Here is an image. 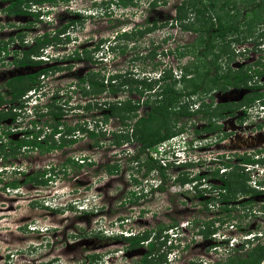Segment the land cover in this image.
Returning <instances> with one entry per match:
<instances>
[{"label": "rangeland", "instance_id": "rangeland-1", "mask_svg": "<svg viewBox=\"0 0 264 264\" xmlns=\"http://www.w3.org/2000/svg\"><path fill=\"white\" fill-rule=\"evenodd\" d=\"M57 1L52 4L53 7L48 3L35 5V9L40 8L39 16L35 19L33 16L24 15L8 22L0 17V38L7 40L22 30V35L25 36L21 37L26 42L23 44L29 45L31 37L42 34L41 32L51 36L55 28L59 26L58 16L61 10L58 8ZM147 1L135 0L133 5H129L121 12L122 18L117 16L118 11L112 13V29L108 35L117 28L131 26L135 21L141 22L140 24L147 28L141 36H133L134 38L119 36L118 40L110 39L113 51L102 47L103 50L90 53L91 61L76 62L71 54L74 47L93 44L94 36L90 40L88 35L73 31H69L68 34L74 39L66 42L59 37L60 41L56 40L53 45L45 48V55L51 56L53 62L49 64L52 69L44 77L45 82L41 83V89L35 92L39 94L37 109L41 107L40 109L44 110L45 104H51L48 106V111L55 112L60 109L59 120L68 126L79 123L89 127L96 123L98 126L96 129L104 131L105 138L100 137L99 146H94L93 138L78 131L75 134V142L59 149L41 151L38 148L22 154L18 149L19 154L12 159L0 157V169H3V165L6 168L5 171L0 172L2 179L0 181V264H40L48 260L52 261V264H81L80 261L84 255L88 254L83 247L87 240L92 241L90 249L94 247L89 252L100 255V261L96 264H134L144 249L135 247L123 250V245L114 239L118 236L116 234L121 233L120 229L132 232L155 229L158 224L166 225L171 220V223L174 222L177 227L172 231L178 230L180 233L179 243L177 245L173 243L172 248H169L165 242L166 246L157 245L158 251L164 250L166 253L165 262L162 264H189L190 261L195 264L207 262L212 264L217 260L219 262L225 260L226 256L237 254L235 250L223 251L222 247L228 246L227 239H230V244L235 247L239 245L246 231L251 233L258 229L264 230V215L258 211L264 208V195L257 194L232 201L239 204L251 198L252 203L242 202L237 207L232 205L229 219L225 223L215 222L213 224L215 232L206 238L201 237L197 234V230L201 225L203 228L204 222L213 218H222L224 215V212L220 210L222 203L209 201L205 204V198L209 195L208 187L206 191L197 194L189 189L190 183L182 184L176 181L180 179L172 178L173 176H179V178L202 176L204 181L200 178L196 184L203 183L206 186L207 182L216 183V179L209 177V168L217 165L216 159L212 157L215 152H223V158L225 154H234L231 152L250 154L247 161L256 160L254 159L256 154H252L251 151L253 148L264 150V129H254L253 125L256 124L254 121L243 124V119L240 117L239 121L236 119L243 130L233 136L232 129L234 130L235 126L232 121L221 120V128L218 132L208 133L200 130L203 121L199 116L194 115L190 120L180 118L179 122L186 124V130L172 148H181L185 165L179 163L168 166L165 171L169 179L162 184L163 189L148 190L149 184L157 183L158 177L154 170L145 175L143 164L138 166L136 162L131 161V154L136 152V143L123 142L120 145L108 143L110 129L120 128L118 121L114 118L105 124L102 122L100 126L103 114L99 104L101 100L119 98L125 93L110 95L104 91L96 97L82 95L77 87L74 88L77 77L82 76L85 73L84 70L89 68L99 71L104 79L106 75L115 71L131 77L146 75L155 78L162 72L166 77L170 74L173 76L174 73H178V66L193 60L190 53L187 52L183 57H178L177 52L195 50L198 47V34L190 29L195 25L191 24L194 18L190 9L197 0H156L151 7L147 5ZM201 1L208 4L210 0ZM236 2L242 12L244 4L238 0ZM179 9L188 13L187 17L178 18ZM69 11L78 13V10L74 8ZM89 12H93V16H99L98 12L102 11L96 10L93 6ZM151 21H154V25L150 28ZM253 22L257 21L254 19ZM99 24L103 25V23ZM116 24H119V27H116ZM185 24L189 29L181 28ZM31 26H34L33 29L23 30L24 27ZM248 29V33L241 31L229 34L233 41L227 46L226 52L232 56L226 60L227 54L223 55L219 60L221 67L227 65L236 69L242 66L244 69L250 66L252 72L260 71L261 68L264 70V20H259V23L253 26L251 24ZM8 43L9 46H13L16 42L8 41ZM8 59L6 57L5 60ZM42 66L45 67V64L41 63L39 67ZM12 73L11 66L5 63L2 65L0 62V86ZM260 76L261 83H264V73ZM254 80L256 75L250 74L245 85L241 84L237 88H226L220 91L214 90L210 98L213 103L227 102L233 106L232 103L250 96L254 88L264 95V86L256 85ZM129 97L136 99L137 95L131 93ZM204 100L206 102L207 98ZM27 103L19 113V119L16 122L7 118L0 124L4 127H13L7 138L21 137L20 135L25 131H33L36 128H40L47 134L49 127L46 124L52 122L51 113L35 117L36 122L30 127L28 122L33 118L30 114V106L33 102L28 100ZM86 103H90L89 109L83 108ZM235 117L236 115L233 118ZM250 124H252V131L258 132L257 135L252 136L253 140L250 135L254 134L248 132ZM226 128L232 133L230 141L221 139V134H225L223 138L227 137L228 133L224 131L227 130ZM219 136L220 139H218ZM186 142L189 145L192 143L198 145L189 146ZM80 156H83L84 161L80 160ZM137 156L141 162L146 155L137 153ZM262 161L264 162V156ZM80 162L83 163L78 166ZM86 162H91V165H86ZM230 162L231 168L252 169L251 163L240 164L238 163L240 161L235 159ZM112 165L116 166V170L108 173L106 168H111ZM12 167L23 168L26 173L44 169L46 173L42 178H48L46 184L36 188L25 182L17 191L3 190L1 186L5 181L13 179L17 182L23 178L22 175H14ZM260 167L262 166H257L256 169ZM258 173H264V167L261 171L258 170ZM140 210L144 213L140 214ZM120 218L122 221L119 220ZM231 224L235 226H230ZM170 231L171 229L166 232L173 235ZM164 232L161 231L162 236ZM72 237L77 238L76 241ZM258 242L264 244V231ZM213 248L216 249L213 250ZM261 264H264V260Z\"/></svg>", "mask_w": 264, "mask_h": 264}, {"label": "trees", "instance_id": "trees-1", "mask_svg": "<svg viewBox=\"0 0 264 264\" xmlns=\"http://www.w3.org/2000/svg\"><path fill=\"white\" fill-rule=\"evenodd\" d=\"M238 1L244 4L242 12L241 9L239 10L236 0H210L208 4H205L201 0L196 1L194 6L190 9V13L194 18L191 24H195L194 27L190 29L198 34V47L195 50H182L177 52L178 57H183L185 53L188 52L193 56V60L178 66V73H175L173 76L170 74L166 77L164 72H162L160 77L155 79L144 75L131 77L114 72L106 75L104 79L103 74L100 75L99 71L89 70L82 76L77 77L75 81V86L81 91L82 95L97 97V95L104 91L110 95L125 93L119 98H104L101 100L99 104L100 108L103 110V114L100 126L114 118V120L118 121L120 128L116 130L110 129V140L108 143L113 145H120L123 142L136 143V152L131 154V161L136 162L138 166L143 164L145 175L150 174L151 171L154 170L158 177L157 183L149 184L148 190L163 189L162 184L165 180L169 179V175L165 171V168L158 165L150 156H147L148 150H153L157 143L184 131L186 124L179 122L180 118L189 119L194 115L199 116L203 121V128L206 131H217L219 126L215 121L223 117L224 113H232L235 108H238L244 103H250L254 98L262 94L254 89L250 96L232 103L233 106L227 102L214 105L212 104V99L208 103L203 100L207 92H211L212 90L220 91L230 87L237 88L241 84L245 85L249 79L250 75L246 68L243 69L241 66L233 69L227 65L221 67L219 62L220 58L227 54L226 48L230 42L233 41V39L229 37V34L232 35L241 31L248 33V28L251 24L253 26L255 23H259V20H264V0ZM257 10L259 12H257ZM8 11L25 13V11L21 10L18 6L15 10L9 9ZM187 15L188 13H184L180 9L177 11L178 18L187 17ZM240 17H242L241 20ZM254 19L257 22H253ZM181 28L189 29L186 24L182 25ZM138 33L140 34L141 31H138ZM133 35L127 37L132 38ZM259 35L262 36L261 34ZM34 39L35 42L23 50L22 58L18 59L17 62L19 65L40 64L39 61L32 59L31 56L34 54L37 55L39 47L49 43L50 38L47 34H41L34 37ZM2 50L5 51V47H2ZM72 53V57L78 58V54L75 51ZM231 56L232 55L227 54L226 60ZM49 69H52V67H41L35 73L18 74L4 80L2 85L5 86L6 90L3 92L0 91V106L4 104L10 105L7 109H4V106L0 109V124L7 118H9L10 121L15 119V113L11 111L12 104H19L20 97L25 91L31 89L34 84H37L39 82L38 76L41 73H46ZM131 93L137 94L138 98L131 99L129 97ZM19 105L21 106L22 103ZM48 106H51V104H46L44 106L46 112L41 111L42 109H39L40 112H34L37 116L48 112L52 115V122L46 124L49 130L47 132V140L44 139V144H39V139H37L38 134L42 132L40 128H36V130L32 132L33 134L30 139L22 137L17 140H12L7 138L10 133V127L0 125V157L5 159L8 156H13L18 152L19 147L25 145H28L32 150L39 147L41 151H49L70 145L75 142V134H77L78 131L85 133L87 137L93 138L94 146H99L100 143L98 141L100 137L105 138L104 131L96 129L98 127L96 123L89 127L79 123L73 124V126L65 125L59 120L61 115L60 109L52 112L50 110L48 111ZM139 107L144 108L141 114L137 113ZM83 108L89 109L90 103L84 104ZM30 123L35 124V121L31 120ZM44 135H46V132L41 134L40 137ZM4 139L6 140L3 143ZM137 153H145V159L139 162L140 159ZM221 157L223 158V155ZM238 157L240 158V160H238L240 162H245L247 158V156L243 154L238 155ZM232 159V157H228L222 160L221 164L225 167H230V160ZM80 160L84 161V158L81 157ZM257 161L263 162L262 158L257 159ZM81 163L83 162H80L78 166H81ZM86 165H91V162H86ZM110 167L111 168H106L108 173H112L116 170L115 165ZM11 170L14 175H22L24 177L23 182L41 184L46 183L48 179L42 178L46 173L44 169L43 171L31 173H25L23 170L15 168ZM48 171H50V169ZM211 175L213 177L217 176V169L212 171ZM218 178H220L223 184L219 187L215 186L216 189H218L216 196H210L206 201L223 202L220 210L224 212V215L222 218H213L204 222L203 228H201V225L197 230V234L201 237L206 238L215 232V227L213 226L215 221L225 223V221L229 219L230 210L235 205L232 202L235 197L238 195L242 197H251L252 195L262 192L261 190L254 189L247 183L249 176L247 171H244L243 168H231L224 174L219 175ZM185 179L184 177L179 178V176H176L173 180L179 181L180 183L189 181ZM258 183L264 184V180H260ZM17 186L18 182L13 179L12 181H5L3 185L4 188L9 189H15ZM211 187L215 188L214 186ZM194 188L196 189L195 186ZM242 202L249 204L252 203V200L250 198ZM230 203L233 204L230 205ZM174 226H176L174 222L167 225L160 224L156 230H150L153 231L151 237V232L148 230L136 231L133 233L129 231L128 234H120L115 237L125 242L127 248L136 247L143 244L141 243L142 241L147 240L145 252L134 264H162L165 262L166 253L164 250L158 251L157 247L158 244L164 245L165 242V238L161 235V231ZM245 233H250V231H246ZM256 239V237L252 239L250 236L243 238L238 246L229 249V251H237L236 255L232 254L226 256L225 260L220 262L217 260V262H213L212 264H261L264 260V244L255 242L254 240ZM168 247L172 248L173 245L170 244ZM94 257V255H89L88 262L92 261ZM189 264L195 263L190 261Z\"/></svg>", "mask_w": 264, "mask_h": 264}, {"label": "flooded vegetation", "instance_id": "flooded-vegetation-1", "mask_svg": "<svg viewBox=\"0 0 264 264\" xmlns=\"http://www.w3.org/2000/svg\"><path fill=\"white\" fill-rule=\"evenodd\" d=\"M134 1L135 0H58L57 1L58 5H59L58 8H59V10H61V12H60V14L58 16V20H59L58 28H55V31H53V34L51 36H48V33H46V32H41V33L42 34H47V36L50 38L49 43H47V44H50V43L54 44L53 43L54 41H56V40L60 41V39L61 40L63 39L66 42H68L67 40L74 39V38H70L69 37V34H68L69 31H73L74 33L82 32L81 34L88 35L90 40H92L93 36H94V41H92L93 44L82 45V46L76 45L74 47V49H73V51H75L78 54V58H74V57L72 58V59H74V61H76V62H78V61H83V62L91 61L90 53H94L96 51H101V50H103L102 47L106 48V50L113 51L114 48L112 49V45H110V42H111L110 39L118 40V38H120L121 36L126 38L129 35H133V32H134L133 36H141L144 33V31L147 30V28H145V25L143 26V24L142 25L140 24L141 22L135 21L131 26L125 27V28L124 27L117 28V30H115L111 35H108V32H111V29H112V26H111L112 25V20L111 19H113L112 18V13L118 11L117 12L118 13L117 16L122 18L121 12H123V10H126L129 5H133L135 3ZM155 2H156V0H148L147 1V5L151 7V5L153 6L155 4ZM46 3H48L49 6L51 5V7H53L52 4L55 3V0H19V1L18 0H0V15H1L0 17L4 18L3 20L4 21H8V22L14 21V20L18 19V17L24 16V15L25 16H33L34 19H35V18H38L39 13H40L39 12L40 8L39 9L38 8L35 9V5L39 6V5H43V4H46ZM17 6L20 7L21 10H24L25 13H16V12H12V11L9 12L8 11L9 9L15 10ZM93 6H94V8H96V10L98 9V10L102 11V12H98L99 16H93V14H92L93 12H91V13L89 12L90 9L93 8ZM71 8H74V9L78 10V13H71L69 11V9H71ZM62 14H63V16H62ZM12 23L14 24V22H12ZM99 23H103V25H101ZM152 25H154V21H151L149 23V27L151 28ZM33 27L34 26H31L29 28H25L24 27L23 30H28V29L31 30V29H33ZM116 27H119V24H116ZM135 31H137V32H135ZM138 31H141V33L139 34ZM22 33H23L22 30L18 31V32L15 33V35L13 37H9L7 40L4 39V38H2V39L0 38V52L3 51L2 47H5V54L0 59V62H2V65H3V63H5V65L11 66L12 70H13V73L8 75L7 78L16 76L18 74L22 75V74L33 73V72L35 73L39 68H41V67H39L40 64H35V65L23 64V65H19L17 63L18 59L22 58L23 50H25L26 48L31 46L35 42L34 37H37V35L31 37V40H29L30 44L29 45H25V44H23L25 42V40L22 38L25 35H22ZM59 37H61V38L59 39ZM17 38L19 40H17ZM132 38H134V37H132ZM8 41H15L16 43H14L13 46H9ZM42 47L43 46H41L39 48H42ZM7 52L9 54H7ZM6 57L9 58V59L5 60ZM89 70H90V68L87 69V70L85 69L84 71L87 72ZM17 71H18V73H17ZM230 88H234V87H230ZM254 89L257 90V88H254ZM5 90H6V88H5L4 85L0 86V91L3 92ZM212 92H213V90L211 92H207L206 95H205L206 97L203 98V100L207 98L206 103H208L211 100V98H210L211 95L210 94ZM120 94L121 93H119V95ZM147 94H149V93H147ZM114 95H116V94H114ZM137 98H138V95H137ZM221 103H225V102H221ZM212 104L215 105V104H217V102H215V103L212 102ZM1 108H2V106H0V109ZM143 110H144L143 107H139V109L137 110V113L141 114L143 112ZM236 110H237V108H235L232 113H228V112L224 113L223 117H221V118L217 119V121H215L216 124L219 126L217 131L221 128V125H220L221 120H224V119H226L225 122L232 121V123L234 124L235 129L234 130L232 129L233 136L238 134L240 130H243V128H241L238 125V123L236 122V119H237V121H239V116H238L239 113L236 115L235 118H233L235 116L234 114H235ZM228 126H230V125H228ZM201 127H202L201 129L203 131L208 132V133L217 132V131H213V130L206 131L203 128V126H201ZM253 127H254V129H256L258 126H257V124H255V125H253ZM228 128H230V127H228ZM228 128H226L227 130H224V131H226V133H228L226 135L227 137L223 138L225 136V134L224 135L221 134V139H227V140L230 141L232 139V137L230 138V136H232V133H230L231 130L229 131ZM248 128H249L248 132L250 131V132H252V134H254V135H250L251 139H252V136L257 135L258 132L256 133V131H252V124H250L248 126ZM33 131H35V130H33ZM33 131H29V130L25 131L24 134H21L20 135L21 137H18V138H22V137L26 138L27 137L28 139H30L31 135L33 134L32 133ZM40 136H41V132L37 136L38 137L37 139H39V144H44V141L47 140L46 138L48 136H47V134L44 135L43 137H40ZM18 138H10V139L17 140ZM218 138H220V136ZM38 148L39 147H37V148H35L33 150H36ZM57 149H59V148H57ZM28 150H32V149H30V147L28 145L19 147V151H21V154L24 153V152H27ZM19 151L18 152L15 151L16 152L15 155L8 156L5 159L14 158L17 154H19ZM251 152L254 155L255 154H259V153L264 155V150L257 149V148H253ZM231 153H234V154H229V155L225 154L224 156L232 157L233 159L238 161V160H240L238 155L243 154V153L240 154V153H236V152H231ZM243 155L247 156L246 160L249 159L248 157H249L250 154H243ZM256 156L257 155H255L254 159H256ZM251 163L252 164L257 163V159L254 160V161H251ZM12 168H15V167H12ZM15 169L23 170L25 172V170L23 168L16 167ZM27 173H31V172H27ZM23 178H21V181H17L18 182V186L15 189H19L22 186V184L25 183V182H23ZM198 178L200 179V178H202V176L201 177L198 176ZM211 178L216 179L217 182L216 183H214V182L208 183L207 182L206 183L207 187H209V190L207 192H211L210 190L216 189L215 186L219 187L221 184H223L222 181L220 180V178H214L213 176H211ZM192 181H194V179H189V182H192ZM28 183H30V182H27L26 184H28ZM184 183H186V181H184ZM4 184H5V182L2 183V186H1L2 188L1 189H3V190L4 189H8V188H4L3 187ZM45 184L46 183H41V184H32V183H30L29 185L37 188L38 186L42 187ZM163 184H165V182ZM202 185H203V183H200L197 186H195L196 189H197V190L195 189V192H197V194L201 193L202 191H206V188H202ZM211 186H214L215 188H212ZM200 189H202V190H200ZM210 196H211V194H209L207 198H209ZM245 197H247V196H245ZM207 198H205V199L207 200ZM239 198H242V196L238 195L237 197H235L233 199V202H235ZM135 199H137V198H135ZM206 200H205V204L207 202ZM221 203H223V202H221ZM239 204H235V206L237 207ZM230 205H231V203H230ZM143 213H144V211L140 210V214H143ZM119 220L122 221V218H120ZM171 222H172V220L169 221L168 224L171 223ZM158 226H160V224H158L155 229L149 228V229H146V230H148V231L156 230L158 228ZM141 231H144V230H141ZM130 232H132V231H130ZM150 232H151L150 233L151 234L150 237H151L152 234H153V231H150ZM74 234L76 235L75 232H74ZM72 238L74 239V241H76V239H77V238H74V237H72ZM114 239L116 241L120 242L123 245L122 246L123 250L135 248V247L127 248V244L125 242H122L121 239L116 238V237H114ZM78 241H80V240H78ZM146 242H147V240L146 241H142L141 243H143V244L138 245L136 247L143 248L144 252H145ZM91 243H92V241L87 240V243H85L83 245L84 249L87 250L86 253H88V254H85L84 258L80 262H83L84 260L88 261V256L89 255H94L95 256L91 262L94 261V263H97V262L100 261V259H99L100 255H98L96 252H89V250L94 248V247H91V249H90V246H91L90 244ZM100 245L102 246V244H100ZM143 249H142V251H143ZM144 252H141L140 257L143 255ZM51 262L52 261L48 260V261L43 262V263L44 264H52Z\"/></svg>", "mask_w": 264, "mask_h": 264}, {"label": "built area", "instance_id": "built-area-1", "mask_svg": "<svg viewBox=\"0 0 264 264\" xmlns=\"http://www.w3.org/2000/svg\"><path fill=\"white\" fill-rule=\"evenodd\" d=\"M48 45L51 46L53 44L52 43L46 44L42 48H39V52H38L37 55L34 54L33 56H31L32 59L40 61V64L41 63L45 64V66H47V67L50 66L49 64L51 62H53V59L51 58V56L48 57L47 56L48 54L45 55L46 52H44L45 48ZM4 54H5V51H1L0 52V57L2 58ZM7 54H9V53L7 52ZM71 54H73V53H71ZM245 68L247 69V72L249 73V75L250 74L251 75H256V80H254L256 85L260 84L261 86H264V83H261L262 80L260 78L261 77L260 74L264 73V70H262V68L260 69V71H257L259 73H257L256 70H254L252 72V69L250 68V66H246ZM256 69H257V67H256ZM50 70L51 69L47 70L46 73H41L38 76L39 82L37 84H34L31 89L25 91V93L20 97V103H22L21 106L19 105L20 103L19 104H17V103H13L12 104L13 106L11 107V111L13 113H15V119L13 120V122L14 121L16 122L19 119V113L22 112V108H24V105H25V103L28 102V100L33 102L31 104V106H30V108H31L30 114L33 117H35V115H33L34 108L32 107V105L37 102L39 94L36 93L37 99H34L35 95L34 96L32 95V98H31V96L29 94H31L33 92H39V89H41V87H42L41 83L45 82L44 77L47 76L48 72L50 73ZM75 87L76 86L74 84V88ZM258 92H260V91H258ZM27 98H28V100H27ZM27 104L30 105L29 103H27ZM9 105H5L4 104L2 106H4L3 107L4 109H7L9 107ZM41 111H44V110H41ZM238 113H239V117H241V119H243V121H242L243 124H245L247 122L254 121L257 124V126H258L257 128L258 129H261V130L264 129V127H263L264 126V95L261 94L257 98H254L253 101H251L250 103H244L243 105L239 106L238 107V112H235L234 115H237ZM11 128H13V127L10 126V131H11ZM180 137L182 138L181 134L173 135V136L167 138L166 140H163V141L157 143L154 146L153 150H148V156H150L151 159L155 160L158 165L163 166L165 169L168 166L177 165L179 163H180V165H185L184 164L185 161L183 160V154H182L181 148L180 149L179 148H172V145L175 142H177V140L180 139ZM181 142H183V141H181ZM186 144H187V142H186ZM187 145H189V144H187ZM190 145H195L196 146L198 144L197 143H192ZM222 154H223V152H215L214 156H212L213 158L216 159L217 165L212 167V168H209L210 169L209 177L212 176L211 172L215 171L216 169H217V176H215L214 178H218L219 175L224 174L225 172L230 170V168L232 167V164H230V167H225V166H223L221 164L222 160L228 158V156H224V158H221ZM256 155H257L256 158L264 156V155H262L260 153L256 154ZM238 163H240V164H243V163L244 164L245 163L249 164L250 162L249 161H245V162H238ZM257 166H262V167H260L259 169H256ZM263 167H264V162H257L255 164H252V169H250V170H245V168H243L244 171H247L248 176H249L247 183L250 184L254 189L261 190L262 192L258 193V195H262V196L264 195V184H259L258 181L264 180V173H258V170L261 171V169ZM201 181H204V178H201ZM195 182H196L195 180L192 181V182H188V183L191 184L189 189L193 190L194 192H195V188H194V186L192 184H194ZM185 184H187V183H185ZM202 188H207V185L205 186V184H203ZM208 189H209V187H208ZM217 190L218 189L210 190L211 192H209V194H211V196H216ZM258 211H259V213H263V215H264V208H262V209H260ZM215 222L217 223V221H215ZM230 226H235V225L231 224ZM169 229H171V228H169ZM262 231H264V230L258 229L255 232H252V239H253V237L257 238L256 240H254L255 242H258V239H260V237L262 236ZM250 235H251L250 233H248V234L245 233L243 238H247ZM243 238L240 239L239 244L241 243V240ZM169 242L170 241L168 239L165 240V243L168 244ZM230 243H231V240L228 239V246L225 245L224 247H222L223 251H227V250H229L230 248L233 247V244H230ZM215 249L216 248H213V250H215Z\"/></svg>", "mask_w": 264, "mask_h": 264}, {"label": "clouds", "instance_id": "clouds-1", "mask_svg": "<svg viewBox=\"0 0 264 264\" xmlns=\"http://www.w3.org/2000/svg\"><path fill=\"white\" fill-rule=\"evenodd\" d=\"M55 2H56V0H55ZM38 35H41V34H38ZM37 35V36H38ZM45 46V45H44ZM40 62V61H39ZM51 66V65H50ZM47 67V66H46ZM116 72V71H115ZM114 73V72H113ZM119 73V72H118ZM175 74V73H174ZM139 76H141V75H139ZM144 76H146V75H144ZM149 77H152V76H149ZM160 77V74L159 75H157L156 77H155V79H157V78H159ZM154 78V77H153ZM36 89V88H35ZM30 96H34L35 95V97H34V99H37V97H36V93L35 92H33V93H31V94H29ZM50 100H51V98H50ZM48 104V103H47ZM46 105V104H45ZM38 106H39V104H38V102H36V103H34L33 105H32V107L34 108V112L35 111H39V109L41 108H39V109H37L38 108ZM40 112V111H39ZM44 112H46V108L44 109ZM33 115H35V117H37V115L36 114H34L33 113ZM35 117H33L31 120H33ZM191 119V117L189 118V120ZM30 120V121H31ZM188 120V121H189ZM30 121L28 122L31 126L30 127H32V125H34V124H31L30 123ZM34 121L36 122V120L34 119ZM185 130H186V127H185ZM184 130V131H185ZM200 130H202V129H200ZM184 131H182V132H180V133H177V134H182ZM43 132V131H42ZM43 133H45V132H43ZM177 134H175V135H177ZM218 139H220V138H218ZM223 155V154H222ZM148 156V155H147ZM81 157H83V156H80V158ZM222 158V157H221ZM259 158H262V157H258V158H256V159H259ZM258 162V161H257ZM251 163V162H250ZM231 164V163H230ZM252 164V163H251ZM5 166H3V169H0V172H1V170H6V168H4ZM240 168V167H239ZM12 169V168H11ZM171 177V176H170ZM176 177V176H175ZM173 179H174V176L172 177ZM184 178H186V177H184ZM189 179H194L196 182L194 183V184H192L193 186H197L198 184H196L197 183V180H199V178L196 176V177H190V178H186L185 180H189ZM0 181H1V178H0ZM189 181H186V183H188ZM183 184V183H182ZM181 184V185H182ZM200 184V183H199ZM180 185V186H181ZM9 189V188H8ZM10 190H14V191H17L18 189H10ZM169 228H171V231L170 232H172L173 233V235H169V233H167L166 231L167 230H169ZM169 228H167V229H165V230H163V231H165L164 232V235H163V237L164 238H166V239H168L170 242L168 243V245H170V244H173L174 243V245H177L178 243H179V239L178 238H180V233H179V231L177 230V231H172L173 229L175 230V229H177V227H169ZM29 230H33L34 228H28ZM47 230V229H46ZM120 232L121 233H119V234H116V235H120V234H122V235H125V234H123V233H126V234H128L129 232H128V230L127 229H125V230H123V229H120ZM251 235H250V237H252V232L250 233ZM165 235H167V237L165 236ZM254 238V237H253ZM173 241H177V242H173ZM227 241H228V239H227ZM226 242V241H225ZM233 248V247H232ZM81 264H96V263H94V262H88L87 260H84L83 262H80ZM205 264H209L208 262L207 263H205Z\"/></svg>", "mask_w": 264, "mask_h": 264}, {"label": "water", "instance_id": "water-1", "mask_svg": "<svg viewBox=\"0 0 264 264\" xmlns=\"http://www.w3.org/2000/svg\"><path fill=\"white\" fill-rule=\"evenodd\" d=\"M46 67V66H45Z\"/></svg>", "mask_w": 264, "mask_h": 264}]
</instances>
